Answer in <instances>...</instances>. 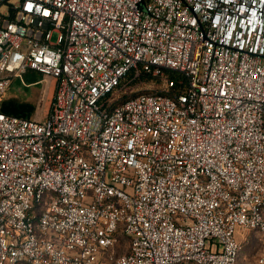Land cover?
Returning a JSON list of instances; mask_svg holds the SVG:
<instances>
[{
	"label": "built area",
	"instance_id": "1",
	"mask_svg": "<svg viewBox=\"0 0 264 264\" xmlns=\"http://www.w3.org/2000/svg\"><path fill=\"white\" fill-rule=\"evenodd\" d=\"M4 4L0 264H241L239 231L264 243V0ZM28 71L56 79L43 120L1 109ZM142 74L161 85L130 95Z\"/></svg>",
	"mask_w": 264,
	"mask_h": 264
},
{
	"label": "rangeland",
	"instance_id": "2",
	"mask_svg": "<svg viewBox=\"0 0 264 264\" xmlns=\"http://www.w3.org/2000/svg\"><path fill=\"white\" fill-rule=\"evenodd\" d=\"M8 6L4 4L0 11L3 12ZM54 35L53 40L56 39ZM28 74L23 76H13L10 88L4 96L1 105L6 109L28 116L36 120H43L49 113L54 100L56 90V79L49 75H42L38 82L31 84ZM32 85V86H31ZM161 82L158 79H144L129 84V94L151 92L157 90ZM245 236L242 241L243 252L241 264H257L258 257L264 253V243L258 238V234L253 230H244ZM128 251V239L122 237L121 243L117 248V254Z\"/></svg>",
	"mask_w": 264,
	"mask_h": 264
},
{
	"label": "trees",
	"instance_id": "3",
	"mask_svg": "<svg viewBox=\"0 0 264 264\" xmlns=\"http://www.w3.org/2000/svg\"><path fill=\"white\" fill-rule=\"evenodd\" d=\"M26 74L30 75V76H29V79H30V80H29V81H25V79H24V82H30L31 84H33V83H35V82H38V81H39V78L43 75L42 73L37 72V71H28ZM167 74H168L169 77L172 78V79H176V78L178 77V75H177L176 73L172 72V71H167ZM129 77H130V78L134 77V72H131V73L129 74ZM151 78H152V76H150V75H148V74H142L139 78L135 79V80L132 81V82L135 83V82H137L138 80H141V81H142V80H144V79H151ZM132 96H134V95H132ZM1 109H2L3 111L7 112V113H10V114H14V115L22 116V117H28V116H24V115H22V114L16 112L15 110L10 111V110L6 109L5 107H3L2 105H1Z\"/></svg>",
	"mask_w": 264,
	"mask_h": 264
},
{
	"label": "crops",
	"instance_id": "4",
	"mask_svg": "<svg viewBox=\"0 0 264 264\" xmlns=\"http://www.w3.org/2000/svg\"><path fill=\"white\" fill-rule=\"evenodd\" d=\"M31 86H32V85H31ZM245 234H246V233L243 232L242 230L239 231V232H238V240L242 241L243 239H245V238H244Z\"/></svg>",
	"mask_w": 264,
	"mask_h": 264
}]
</instances>
